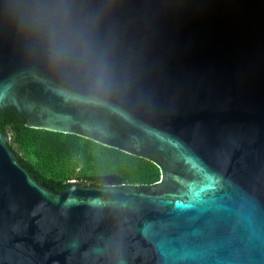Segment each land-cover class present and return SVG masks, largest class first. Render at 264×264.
I'll return each instance as SVG.
<instances>
[{
    "label": "water",
    "instance_id": "water-1",
    "mask_svg": "<svg viewBox=\"0 0 264 264\" xmlns=\"http://www.w3.org/2000/svg\"><path fill=\"white\" fill-rule=\"evenodd\" d=\"M7 110L161 179L57 192L0 127V264H264V0H0Z\"/></svg>",
    "mask_w": 264,
    "mask_h": 264
},
{
    "label": "trees",
    "instance_id": "trees-1",
    "mask_svg": "<svg viewBox=\"0 0 264 264\" xmlns=\"http://www.w3.org/2000/svg\"><path fill=\"white\" fill-rule=\"evenodd\" d=\"M9 146L40 183L57 192L72 181L107 185H151L161 179L159 169L145 159L104 147L75 135L26 127V119L14 110L0 116Z\"/></svg>",
    "mask_w": 264,
    "mask_h": 264
},
{
    "label": "snow or ice",
    "instance_id": "snow-or-ice-1",
    "mask_svg": "<svg viewBox=\"0 0 264 264\" xmlns=\"http://www.w3.org/2000/svg\"><path fill=\"white\" fill-rule=\"evenodd\" d=\"M208 180H209V184L208 185H206V187H211L212 185H211V178H208ZM205 189H201L200 191H204ZM197 196L199 195V193H197L196 194Z\"/></svg>",
    "mask_w": 264,
    "mask_h": 264
},
{
    "label": "rangeland",
    "instance_id": "rangeland-1",
    "mask_svg": "<svg viewBox=\"0 0 264 264\" xmlns=\"http://www.w3.org/2000/svg\"><path fill=\"white\" fill-rule=\"evenodd\" d=\"M107 183H110V181H108Z\"/></svg>",
    "mask_w": 264,
    "mask_h": 264
}]
</instances>
